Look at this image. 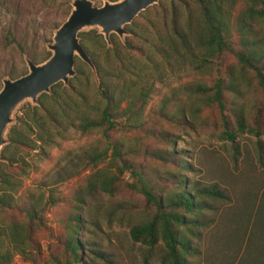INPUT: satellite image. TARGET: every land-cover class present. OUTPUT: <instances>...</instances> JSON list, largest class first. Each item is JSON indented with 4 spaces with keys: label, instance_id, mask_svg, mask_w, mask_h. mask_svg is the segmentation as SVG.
<instances>
[{
    "label": "trees",
    "instance_id": "16d2710c",
    "mask_svg": "<svg viewBox=\"0 0 264 264\" xmlns=\"http://www.w3.org/2000/svg\"><path fill=\"white\" fill-rule=\"evenodd\" d=\"M164 1L167 5L159 8L155 18L145 16L141 22L126 26L132 37L125 44L111 35L112 47L108 48L95 31L79 34L81 45L96 67L98 86L92 80L90 68L75 58L76 75L69 87H63L62 83L54 85L50 94L39 97V107L23 108L16 124L10 128L9 144L1 152L0 208L17 209L25 222L0 226V264H11L15 255L26 254V244L44 207L41 198L33 201L31 197L27 204L17 198L29 168L26 157L37 151V155L44 157L46 149L56 145V140H64L71 130L81 134L99 131L105 139V147L101 151L92 150L87 165L96 168L110 159V168L116 172L97 169L87 177L85 188L78 195L80 206L74 209L69 220L64 264H90L93 257L105 260L79 236L87 225L93 226L87 222L91 212L83 215L81 205L95 196L113 198L124 192L141 195L151 210L128 226L131 241L148 250L161 242L164 263L188 264L186 256L194 252L191 238L197 237V227L204 226L198 218L205 210L203 200L219 199L221 193L216 188L188 190L178 176L172 186L165 188L161 178L124 159L131 150L122 151L117 144H108V133L121 122L141 123L142 112L154 87L151 84L154 73L162 75L164 69L173 70L184 63L200 75L210 76L215 60L217 70L213 81L188 87L189 107L178 105L167 113L168 103H164L157 116L168 123L185 126L193 125L200 111L215 110L223 127L221 138L226 141L234 143L237 135L246 131L264 134V131L259 132L264 113V0ZM231 55L237 65L224 69L225 60ZM29 57L36 62L34 57ZM10 78L14 75L10 74ZM242 86L254 88L260 96L250 127L243 108L227 100L228 95L242 98ZM154 136L171 145L175 142L168 140V135ZM149 156L188 171L185 162L182 163L185 157L175 156L173 150L156 151ZM126 174L132 182L121 179Z\"/></svg>",
    "mask_w": 264,
    "mask_h": 264
},
{
    "label": "rangeland",
    "instance_id": "374dc122",
    "mask_svg": "<svg viewBox=\"0 0 264 264\" xmlns=\"http://www.w3.org/2000/svg\"><path fill=\"white\" fill-rule=\"evenodd\" d=\"M71 1L0 0V90L2 80L10 78V74L14 75L10 79L27 74L25 59H30L29 56L36 59V64L47 59L46 55H50L47 45L67 19ZM90 1L95 7L105 1L112 2ZM164 4L166 2L160 0L141 12L132 23L141 22L145 16L155 18ZM125 30L129 35L123 41L116 36L121 44L132 37L126 26ZM90 31L98 32L97 29L83 32ZM235 65L231 55L226 58L223 68ZM212 67L211 75L217 70L215 60ZM196 73L184 63L173 70L164 69L162 75L154 73L151 80L154 87L142 112L141 123L121 122L108 133V144H117L122 151L131 150L124 159L161 178L165 188L180 178L188 190L216 188L221 193L219 199L203 200L205 210L198 218L204 226L197 227V237L191 238L194 252L186 256L188 264H264V134L246 131L239 133L234 143L226 141L221 138L223 127L215 110L200 111L193 125L185 126L168 123L157 116L164 103H168L167 113L173 112L178 105L189 107L188 87L213 81L214 74ZM92 80L97 86L93 74ZM259 98V93L248 87H244L242 98L227 96L229 103L243 108L248 127L252 126ZM26 106L31 107L29 101L20 105L12 126ZM260 120L262 128L259 132H263L264 113ZM191 122L189 119L188 123ZM158 134L170 136L168 140H174V144L154 136ZM56 141V145L46 149L44 157L37 155V151L25 159L29 168L17 198L26 204L31 197L33 201L41 198L44 207L26 244V254L15 255L11 264H64L68 253L65 242L71 225L69 220L74 209L80 206L77 204L78 195L83 192L87 177L97 169L116 172L110 168V159L96 168L87 165L92 150L101 151L105 147V139L99 131L81 134L71 130L64 140ZM170 150L175 156L185 157L182 163L185 162L188 171L149 156L156 151ZM121 179L132 182L127 174ZM81 207L83 215L91 212V219L87 222L93 226L87 225L79 236L105 259L93 257L90 264H167L163 262L165 251L161 242L148 250L133 243L129 237L128 226L151 211L141 195L133 192H124L113 198L100 195L86 199ZM14 222H25V217L17 209L0 208V226Z\"/></svg>",
    "mask_w": 264,
    "mask_h": 264
},
{
    "label": "water",
    "instance_id": "95a60500",
    "mask_svg": "<svg viewBox=\"0 0 264 264\" xmlns=\"http://www.w3.org/2000/svg\"><path fill=\"white\" fill-rule=\"evenodd\" d=\"M160 0H116L105 1L95 7L90 0H72L70 12L65 22L54 32L52 42L47 45L49 57L36 64L26 58L27 74L17 78L2 80L0 90V162L1 152L9 144L8 133L15 123L14 115L20 105L29 101L31 107H39V97L50 94L51 88L62 83L68 88L76 75L75 58L86 64L97 83V70L89 55L80 43L79 34L97 29L108 48L112 47L111 35L121 41L129 35L125 26L147 8Z\"/></svg>",
    "mask_w": 264,
    "mask_h": 264
}]
</instances>
